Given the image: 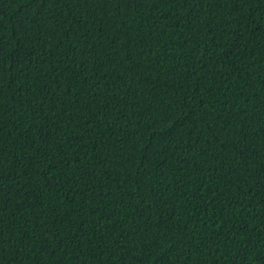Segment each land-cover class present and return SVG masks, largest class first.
I'll return each mask as SVG.
<instances>
[{
    "label": "trees",
    "instance_id": "obj_1",
    "mask_svg": "<svg viewBox=\"0 0 264 264\" xmlns=\"http://www.w3.org/2000/svg\"><path fill=\"white\" fill-rule=\"evenodd\" d=\"M0 264H264V0H0Z\"/></svg>",
    "mask_w": 264,
    "mask_h": 264
}]
</instances>
